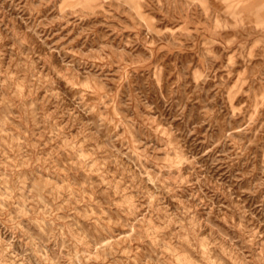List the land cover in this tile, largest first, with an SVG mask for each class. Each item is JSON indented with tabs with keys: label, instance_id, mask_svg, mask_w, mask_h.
Listing matches in <instances>:
<instances>
[{
	"label": "rangeland",
	"instance_id": "obj_1",
	"mask_svg": "<svg viewBox=\"0 0 264 264\" xmlns=\"http://www.w3.org/2000/svg\"><path fill=\"white\" fill-rule=\"evenodd\" d=\"M58 3L59 0H0V51L4 53L0 64L3 68L8 69L13 63L9 53L15 54L18 44L21 45L19 50L31 52L33 59L42 55L40 44L33 33H43L41 39L46 38L45 45L51 46L50 55L44 57L47 62L44 71L47 72V68L51 67L59 73L58 76L49 73L53 82L59 85L55 95H61L67 88L76 93V102L83 101L80 107L89 112L88 117L78 121L81 127L79 131L73 128L71 137L82 145L80 156L86 158L82 163L90 162L91 150L97 145H109L110 155L119 159L118 153L112 152L111 148L127 151L124 144L128 143L127 133L130 128L132 136L137 140L139 137L136 129H154L153 136H158L161 142L167 140L168 146L174 149L165 157L163 153L154 155L142 143L133 146L139 154L146 153L153 160H161L162 167L166 160L167 167L172 168L169 174L167 168L161 170L153 163H145V167L151 171L142 177L144 184L141 188L146 185L149 193H152L159 181L161 188L167 182L169 191L162 197L155 194L149 196L154 215L142 209V214L125 217L116 209L105 208V219H119L124 225L113 228L115 235L112 238L127 236L134 241L130 250L138 254L136 264L147 259L156 264L161 255L165 262L171 260L173 264H213L219 255L218 250L207 247L213 237L226 250L231 242H235L244 256H248V245L245 243L248 237L242 229L255 228L264 236V200L261 199L264 188L254 193L245 191L246 181L250 178V160L256 158L258 153H264V107L258 108L252 116L253 124L244 133L239 129L243 127L240 121L245 117L238 115L234 118L232 111L239 113L242 98L247 100L245 93L251 83L248 75L252 69L264 73V43L258 37L245 34V38L241 39L231 29L221 30L220 38L210 48L217 57L212 65L215 75L206 84L197 86L193 80L194 72H200L198 65L205 63L197 55L198 43L189 37H180L179 26L174 28V21L159 12L144 8L141 26L129 25L127 31L117 35L110 27L115 26L116 22L105 21L99 10H85L83 19L72 16L64 20L58 18ZM208 4L210 8L220 7L216 0H208ZM193 12L196 13V9ZM195 18L202 19L199 15ZM153 25L161 32L167 27L170 32L177 33V39L146 36ZM102 43L110 45L105 49L107 56L100 53L97 57ZM241 45H244L242 52L246 57L250 52V64L242 68L243 60L233 57V65L229 66L227 57L241 50ZM84 61L92 71L89 80L83 79ZM36 67L39 69L41 65L37 64ZM3 79L0 77V80ZM241 81H244L243 85ZM20 90L26 91L23 88ZM228 90L233 93L231 107L228 104ZM38 94L43 95V92ZM105 96L107 99L104 103L98 104L97 101ZM229 133L231 138L224 140ZM117 137H125L124 142ZM218 141L220 143L217 144ZM214 144L217 146L213 147ZM121 162L127 166L131 160L125 157ZM96 167L93 163L91 171L95 172ZM132 167L135 169L136 166L133 164ZM106 171L120 179L114 164L108 165ZM153 171L159 173V176L152 175ZM88 174L84 169L79 170V175L67 172V182L73 191L85 183L79 177ZM73 177H76L75 181ZM91 179L93 183L99 182L96 175H92ZM124 182L128 183L127 176ZM120 187L131 207L136 203V190L129 193L124 184ZM84 192L91 196V189L85 187ZM116 200L117 203L124 202L122 197H116ZM189 205L195 206L194 220L207 219L215 230L204 229L201 232L203 243L199 256L179 248L175 256L171 252L162 254L161 249L153 245V239L159 243L175 231L181 213L187 215L193 210ZM93 211L99 214L98 209L94 208ZM12 227L10 224L0 225V235L5 240H11L13 235L16 237L7 256L10 262L55 264L59 252H53L52 245L45 246L39 238L34 245H28V238L20 231L13 233ZM30 231L34 237L39 235L38 230ZM209 231L211 236L207 234ZM217 232L222 233V236ZM45 247L47 259L37 255ZM124 247L128 248L127 245ZM2 248L0 245V250ZM205 252L210 255L206 256ZM17 256L20 259H16ZM59 264L68 262L60 260ZM90 264H97V261ZM224 264L230 262L225 259Z\"/></svg>",
	"mask_w": 264,
	"mask_h": 264
},
{
	"label": "clouds",
	"instance_id": "obj_2",
	"mask_svg": "<svg viewBox=\"0 0 264 264\" xmlns=\"http://www.w3.org/2000/svg\"><path fill=\"white\" fill-rule=\"evenodd\" d=\"M216 3L220 7L210 8L208 0H59L57 7L58 18L64 20L72 16L83 19L85 10H99L105 21L116 22L115 26L110 25V27L117 35L127 31L129 25L141 26L144 8H151L154 13L159 12L165 18L174 21V28L179 26L180 37H189L198 43L197 55L205 61L202 66L198 65L200 72H194L193 75L194 82L199 86L201 83L206 84L215 75L212 65L217 57L210 48L220 38L221 30L231 29L241 39L245 38V34L249 37H258L259 41L264 43V0H216ZM193 9H196V13ZM196 15L202 19L197 20ZM33 34L37 37L42 55L33 59V54L20 51L21 45L18 44L16 53H9L13 61L9 68L4 69L0 64V77H4L0 80V117H2L0 119V225H12L13 233L20 231L28 238V245H34L37 238L45 246L52 245L53 252H59L55 264H59L60 260H66L68 264H73L74 261L75 264H90L92 261H97V264H136L138 254L130 250L134 241L127 236L112 238L115 235L113 228L124 225L119 219L116 221L111 217L105 219L107 216L105 208L116 209L125 217L142 214V209H147L149 214L154 215L149 196L155 194L162 197L169 188L167 182H164L161 188L159 181L152 193H149L146 185L141 188L144 184L142 177L151 171L150 168L145 167V163H153L161 170L167 168L169 174L172 168L167 167L166 160L162 167L161 160H153V157L146 153L141 155L133 146L142 143L154 155L163 153L165 157L174 149L168 146L167 140L161 142L158 136H153L154 129L152 131L143 127L136 129L139 137L137 140L132 136L130 128L127 133L128 143L124 144L127 151L111 148L112 152L118 153L119 159L115 155H110L109 145H97L91 150L90 162L82 163V160L86 159L80 156L82 145L73 141L71 137L73 128L79 131L81 127L78 121L88 117L89 112L80 107L83 101L76 102L75 92L65 88L61 95H55L59 85L53 82L49 73L54 76H58L59 73L51 67L47 68V72L44 71L47 65L44 57L50 55L51 46L45 45L46 38L41 39L43 33ZM146 36L177 39V33L170 32L167 27L161 32L155 25L148 29ZM106 47L110 45L103 43L100 45L97 57L100 53L107 56ZM225 47L227 48V44ZM243 47L244 45H241V50L227 57L229 66L233 65V57L243 60L242 68H247L250 64V52L246 57L242 52ZM3 56L4 53L0 51V61L3 60ZM72 60L75 62V57ZM37 64L41 65L39 69L36 67ZM13 72L16 73L15 76ZM82 75L84 80L92 78V71L87 67L86 61ZM248 80L251 83L245 93L247 100L242 98L239 113L232 111L234 118L238 115L245 117L240 121L243 125L239 129L241 133L251 127L252 116L256 114L258 108L264 107V73L252 69ZM243 83L244 81H241V85ZM21 88L26 91H21ZM41 91L43 95L38 94ZM232 95L231 90H228L230 107ZM105 99L107 96L97 103L102 105ZM230 138L229 133L224 140ZM116 139L123 143L125 137ZM215 146L217 145L214 144L213 147ZM125 157L131 160L127 166L121 162ZM131 157L136 159L132 160ZM93 163L97 165L95 172L91 171ZM250 163V178L246 181L245 191L254 193L264 188V153H258ZM110 164L116 166L117 173L120 174L119 180L116 179L115 174L106 171V167ZM133 164L136 166L135 169L132 167ZM65 169L77 175L80 169L89 173L79 177L85 183L80 184L76 191H73V187L68 184ZM92 175L99 177L98 183H93ZM152 175L159 176V173L153 171ZM125 176L128 177L126 184ZM75 179L76 177H73L74 181ZM122 184L129 193L136 190V203L131 207L128 206V197L120 187ZM104 185L107 187L105 188ZM85 187L91 189L90 197L84 192ZM116 197H122L124 202L117 203ZM261 199L264 200V193ZM146 200L148 203H145ZM188 207L193 210L187 215L181 213L175 231L159 243L153 239V245L160 248L162 254L171 252L175 256L176 249L179 248L181 251L188 250L199 256L203 243L201 232L204 229L215 230L207 219L194 220L195 206ZM94 208L98 209V215L93 211ZM30 230H38L39 235L34 237ZM242 231L248 237L245 243L248 245L249 255L244 256L235 242H231L229 249L226 250L213 237L212 242L207 246L219 252L213 264H224L225 259L230 264H264V236L255 228H244ZM207 234L211 236V231ZM217 234L222 236V233L217 232ZM15 239V235L11 240H5L3 235H0V245L3 246L0 257H4L0 259V264H15V261L10 262L7 259ZM37 255L47 259L46 247ZM205 255L210 254L205 252ZM16 259L20 257L17 256ZM141 264H153V261L147 259L141 261ZM156 264H173V262L171 260L165 262L164 256L161 255Z\"/></svg>",
	"mask_w": 264,
	"mask_h": 264
}]
</instances>
